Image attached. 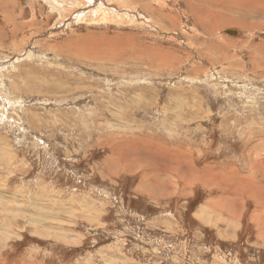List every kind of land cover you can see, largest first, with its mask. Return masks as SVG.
<instances>
[{"label":"rangeland","instance_id":"374dc122","mask_svg":"<svg viewBox=\"0 0 264 264\" xmlns=\"http://www.w3.org/2000/svg\"><path fill=\"white\" fill-rule=\"evenodd\" d=\"M0 264H264V0H0Z\"/></svg>","mask_w":264,"mask_h":264},{"label":"bare ground","instance_id":"6f19581e","mask_svg":"<svg viewBox=\"0 0 264 264\" xmlns=\"http://www.w3.org/2000/svg\"><path fill=\"white\" fill-rule=\"evenodd\" d=\"M215 2H216V1H215ZM240 2H241V1H240ZM11 3H13V1H12ZM241 3H242V2H241ZM246 3H247V2H246ZM251 3H252V1H251ZM255 3H256V2H254V3L251 5L252 8H254L253 5H254ZM238 5H239V4H238ZM239 6H240V5H239ZM144 7H145V6H144ZM259 8H260V6L258 5V6H257V9H259ZM250 9H251V8H250ZM250 9H249V10H250ZM145 10H147V6L145 7ZM254 10L257 11L256 9H254ZM118 11H119V10H118ZM148 11H149V10H148ZM148 11H147V12H148ZM151 11H152V10H151ZM250 11H251V10H250ZM154 12H155V11H154ZM117 13H118V12H117ZM156 13H157V12H156ZM162 17H163V16H162ZM169 18H170V17H169ZM201 18H202V17H201ZM150 19H151V18H150ZM170 19H171V18H170ZM221 19H222V18H221ZM221 19H220V20H221ZM225 20H226V18H225ZM222 21H223V20H222ZM233 30H234V29H233ZM236 32H237V35H238V34H239L238 31H236ZM123 52H124V51H123ZM159 56H160V55H159ZM167 59H168V58H167ZM171 60H172V59H171ZM150 148H151V147H149V149H150ZM122 150H124V149H122ZM160 150H161V149H160ZM162 150H163V149H162ZM170 150H171V149H170ZM150 151H151V150H150ZM157 152H158V151H157ZM161 152H162V151H161ZM159 153H160V152H159ZM129 154H130V153H129ZM152 154H154V153H152ZM162 155H163V154H162ZM131 156H132V155H131Z\"/></svg>","mask_w":264,"mask_h":264},{"label":"water","instance_id":"95a60500","mask_svg":"<svg viewBox=\"0 0 264 264\" xmlns=\"http://www.w3.org/2000/svg\"><path fill=\"white\" fill-rule=\"evenodd\" d=\"M225 33L228 34V35H231V36H236L237 35V32L235 30H231V29L227 30Z\"/></svg>","mask_w":264,"mask_h":264},{"label":"crops","instance_id":"0c3cea01","mask_svg":"<svg viewBox=\"0 0 264 264\" xmlns=\"http://www.w3.org/2000/svg\"><path fill=\"white\" fill-rule=\"evenodd\" d=\"M255 4H257V5H258L259 3L257 2V3H255ZM255 4H254V5H255ZM254 5H253V6H254ZM255 7H256V6H255ZM253 9H254V8H253Z\"/></svg>","mask_w":264,"mask_h":264}]
</instances>
